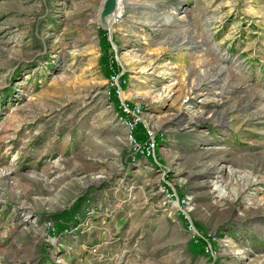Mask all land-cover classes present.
Masks as SVG:
<instances>
[{
    "label": "rangeland",
    "instance_id": "374dc122",
    "mask_svg": "<svg viewBox=\"0 0 264 264\" xmlns=\"http://www.w3.org/2000/svg\"><path fill=\"white\" fill-rule=\"evenodd\" d=\"M118 7L0 0V264H264V0Z\"/></svg>",
    "mask_w": 264,
    "mask_h": 264
},
{
    "label": "trees",
    "instance_id": "16d2710c",
    "mask_svg": "<svg viewBox=\"0 0 264 264\" xmlns=\"http://www.w3.org/2000/svg\"><path fill=\"white\" fill-rule=\"evenodd\" d=\"M100 43L102 45V55H103V60H105L107 71L110 74V77L115 76L116 73L120 72V67L118 64V61L115 59V49L114 46L112 45V42L109 38V31L105 28H100ZM126 74H123V78H125ZM123 87V85H121ZM111 95L113 98V101L115 103H119V95H118V89L117 86H112L111 88ZM132 105V103H129ZM133 136L136 139L138 143L141 145H145L146 142H148V139L150 138V133L148 132L147 128H145L143 123L137 124L133 129ZM160 139V138H159ZM209 241L207 242L205 238H200L197 241H193L191 244V247L193 250L196 252H205L207 249Z\"/></svg>",
    "mask_w": 264,
    "mask_h": 264
},
{
    "label": "built area",
    "instance_id": "2783aa9c",
    "mask_svg": "<svg viewBox=\"0 0 264 264\" xmlns=\"http://www.w3.org/2000/svg\"><path fill=\"white\" fill-rule=\"evenodd\" d=\"M115 78V77H113ZM122 105L120 106L122 111L124 112L125 116L127 115H131V118H129V120H127V123L128 125L130 126V128H133L135 127L137 124H139L141 121H142V117H140V109L135 106L134 108H130L126 103L124 102H121ZM132 139L134 140L135 144L140 148L142 149V152L144 153H148L151 154L152 153V150H151V146L150 143L148 142V146H144V145H141L139 144L136 139L134 138V136H131ZM147 143V142H146Z\"/></svg>",
    "mask_w": 264,
    "mask_h": 264
},
{
    "label": "water",
    "instance_id": "95a60500",
    "mask_svg": "<svg viewBox=\"0 0 264 264\" xmlns=\"http://www.w3.org/2000/svg\"><path fill=\"white\" fill-rule=\"evenodd\" d=\"M108 1V9H112L115 6V0H107Z\"/></svg>",
    "mask_w": 264,
    "mask_h": 264
},
{
    "label": "bare ground",
    "instance_id": "6f19581e",
    "mask_svg": "<svg viewBox=\"0 0 264 264\" xmlns=\"http://www.w3.org/2000/svg\"><path fill=\"white\" fill-rule=\"evenodd\" d=\"M117 2H115L116 4H115V8L112 10V12H114L116 9H117V7H118V5L120 6V4L122 3V0H116ZM120 10V7H118V11ZM111 12V13H112Z\"/></svg>",
    "mask_w": 264,
    "mask_h": 264
}]
</instances>
